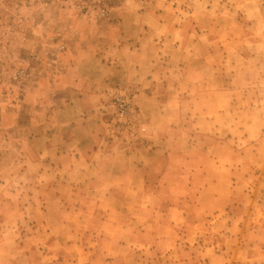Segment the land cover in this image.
I'll return each mask as SVG.
<instances>
[{
  "label": "rangeland",
  "instance_id": "374dc122",
  "mask_svg": "<svg viewBox=\"0 0 264 264\" xmlns=\"http://www.w3.org/2000/svg\"><path fill=\"white\" fill-rule=\"evenodd\" d=\"M93 2L97 4L0 0V105L18 97L21 85L27 99L35 84L42 89L44 76L64 69L66 56L89 54L86 47L96 43L111 52L110 48L125 43L126 37L136 40L140 27L146 35L142 40L148 42L140 51L146 54L149 49L155 67L168 70L167 79L160 78L156 88L162 101L157 115L159 129H169L167 134L173 129L183 136L192 132L198 158L211 155L206 145L214 144L216 138L210 129L219 127L228 137L236 132L244 136L239 145L233 137L220 152L221 160L227 159L222 168H226L228 178L232 167V201L221 218L223 230L196 237L197 244L189 237L186 244L192 256L205 255L203 247L216 237L213 243L223 244L229 264H264V12L259 7H246V0H130L135 7L119 14L109 12L113 7L99 5L98 0ZM254 2L259 5L262 0ZM165 82L167 90L160 85ZM119 90L132 97L133 129L115 125L110 115L111 100ZM137 94L129 84L117 83L109 99L99 106L108 116L105 129L110 139L126 145L146 140L150 129L137 105ZM28 107L27 113L17 110L13 115V127L17 122L21 127L27 123L33 114L30 104ZM138 127H144V132H137ZM13 145L12 140L0 137V171L4 174L0 176V239L6 231L14 234L26 264H60L61 257L53 250L57 235L48 236L41 227L38 231L26 227L28 218L22 216L20 197L36 194L41 188L11 184V179L19 180L16 150L5 155L2 151L4 146ZM174 157L178 155L174 153ZM48 221L54 230L58 227L55 218ZM50 238L55 241L50 243ZM179 256L188 254H176Z\"/></svg>",
  "mask_w": 264,
  "mask_h": 264
},
{
  "label": "crops",
  "instance_id": "0c3cea01",
  "mask_svg": "<svg viewBox=\"0 0 264 264\" xmlns=\"http://www.w3.org/2000/svg\"><path fill=\"white\" fill-rule=\"evenodd\" d=\"M137 29L136 40L126 37L111 52L96 43L92 47L100 53L86 47L89 54L66 56L64 69L44 76L42 89L33 86V114L18 125L14 145L2 151L16 150L19 180L11 179L12 185L41 188L20 197L26 227L57 235L50 243L55 241L60 264H229L223 244L213 243L216 237L203 247V256H192L186 243L223 230L232 167L228 178L220 152L233 137L239 145L244 136L210 129L216 138L206 145L211 155L198 158L192 132L159 129L162 101L156 88L168 70L155 67L149 49L140 51L148 42ZM117 83L138 90L136 102L150 129L141 144L110 139L105 129L108 116L99 106ZM160 85L169 89L168 82ZM50 218L57 221L55 230ZM182 253L188 256L176 257Z\"/></svg>",
  "mask_w": 264,
  "mask_h": 264
},
{
  "label": "clouds",
  "instance_id": "9594fccd",
  "mask_svg": "<svg viewBox=\"0 0 264 264\" xmlns=\"http://www.w3.org/2000/svg\"><path fill=\"white\" fill-rule=\"evenodd\" d=\"M245 6L248 8L259 7L261 12H264V0L259 5L254 0H246ZM133 7L135 6L130 3V0H118V6L108 11L119 14ZM98 10L100 16H103L104 13L100 9ZM20 87L21 91L18 97H13L10 102L6 101L3 105H0V137H4L9 141L21 131L18 122L16 127L12 126L13 115L17 110H19V114L27 113L29 111L28 105L31 103L30 100L24 97L23 85ZM22 251L16 236L6 231L3 240L0 241V256L3 257V264H26V261L21 255Z\"/></svg>",
  "mask_w": 264,
  "mask_h": 264
},
{
  "label": "built area",
  "instance_id": "2783aa9c",
  "mask_svg": "<svg viewBox=\"0 0 264 264\" xmlns=\"http://www.w3.org/2000/svg\"><path fill=\"white\" fill-rule=\"evenodd\" d=\"M110 115L114 118L115 125H121L128 129H133L134 119L132 114L134 112V106L132 103V97L125 90H119L113 95L110 103ZM144 127H138L137 132H144Z\"/></svg>",
  "mask_w": 264,
  "mask_h": 264
},
{
  "label": "trees",
  "instance_id": "16d2710c",
  "mask_svg": "<svg viewBox=\"0 0 264 264\" xmlns=\"http://www.w3.org/2000/svg\"><path fill=\"white\" fill-rule=\"evenodd\" d=\"M83 3L85 4H89V3H93V4H97L96 0H81ZM99 5H106L108 7H114V6H118V0H98Z\"/></svg>",
  "mask_w": 264,
  "mask_h": 264
}]
</instances>
